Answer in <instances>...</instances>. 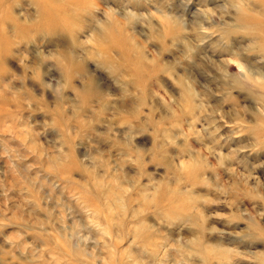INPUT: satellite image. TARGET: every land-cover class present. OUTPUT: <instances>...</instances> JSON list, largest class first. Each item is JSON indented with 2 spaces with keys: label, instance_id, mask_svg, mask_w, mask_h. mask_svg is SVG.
<instances>
[{
  "label": "rangeland",
  "instance_id": "rangeland-1",
  "mask_svg": "<svg viewBox=\"0 0 264 264\" xmlns=\"http://www.w3.org/2000/svg\"><path fill=\"white\" fill-rule=\"evenodd\" d=\"M0 264H264V1L0 0Z\"/></svg>",
  "mask_w": 264,
  "mask_h": 264
},
{
  "label": "bare ground",
  "instance_id": "bare-ground-1",
  "mask_svg": "<svg viewBox=\"0 0 264 264\" xmlns=\"http://www.w3.org/2000/svg\"><path fill=\"white\" fill-rule=\"evenodd\" d=\"M264 1V0H263ZM50 14V13H49ZM50 17H52L51 15H49Z\"/></svg>",
  "mask_w": 264,
  "mask_h": 264
}]
</instances>
